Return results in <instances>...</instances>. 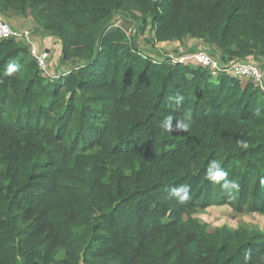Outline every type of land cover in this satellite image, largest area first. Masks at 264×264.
<instances>
[{
	"label": "trees",
	"instance_id": "trees-1",
	"mask_svg": "<svg viewBox=\"0 0 264 264\" xmlns=\"http://www.w3.org/2000/svg\"><path fill=\"white\" fill-rule=\"evenodd\" d=\"M0 15L33 16L69 65L47 75L25 41L0 38V264H264L263 229L195 216L264 217V89L156 48L197 39L222 64L263 66L264 0H0ZM186 112L187 132L161 128ZM213 160L234 199L205 179ZM181 184L186 204L170 194Z\"/></svg>",
	"mask_w": 264,
	"mask_h": 264
},
{
	"label": "rangeland",
	"instance_id": "rangeland-1",
	"mask_svg": "<svg viewBox=\"0 0 264 264\" xmlns=\"http://www.w3.org/2000/svg\"><path fill=\"white\" fill-rule=\"evenodd\" d=\"M7 19L14 27L17 29H29L32 34V40L37 45L38 49L41 51L47 50L49 54V59L47 63L46 71H44L47 75L57 76L60 75L66 68L69 67L68 64H61V50H62V43L61 40L58 38H54L51 36H45L43 30L40 28L39 24L33 18V16H20L14 18H7ZM116 24H120L124 26L130 34L134 33V25L129 21L122 19L120 16H117L115 19ZM151 33L149 29L147 32L142 35L138 40V45L146 50H151L152 48V39ZM46 42V43H45ZM50 44V48L47 47V44ZM179 43L175 42H163L158 43L156 48L159 52L165 53L170 52L173 55H176L178 50H184L183 46L185 47H197V50H206L209 52L208 47H206L201 41L197 39L186 40L184 45L181 47ZM177 50V51H175ZM152 55V53H149ZM191 54V53H187ZM184 54V55H187ZM251 61L256 62L255 60L251 59ZM259 64V63H258ZM246 80V79H245ZM202 222L209 223L211 229H214L216 226L219 225H230L231 227H238L240 225H245L250 229L253 228H260L264 230V217L256 214V213H246V214H237L235 213L230 207L228 206H212L206 210H201L195 214Z\"/></svg>",
	"mask_w": 264,
	"mask_h": 264
},
{
	"label": "built area",
	"instance_id": "built-area-1",
	"mask_svg": "<svg viewBox=\"0 0 264 264\" xmlns=\"http://www.w3.org/2000/svg\"><path fill=\"white\" fill-rule=\"evenodd\" d=\"M0 38L23 40L30 45L31 53L37 58L43 71H46L49 54L47 50L41 51L32 40V34L29 29H17L7 19L0 18ZM173 61L177 62H194L198 65L209 67L215 72H228L233 76L243 79H253L257 85L264 89V65L247 60L241 62H232L222 64L218 58L206 50H198L195 53L176 56L171 55Z\"/></svg>",
	"mask_w": 264,
	"mask_h": 264
},
{
	"label": "clouds",
	"instance_id": "clouds-1",
	"mask_svg": "<svg viewBox=\"0 0 264 264\" xmlns=\"http://www.w3.org/2000/svg\"><path fill=\"white\" fill-rule=\"evenodd\" d=\"M19 65H10L8 68V74L17 71ZM175 102L180 104L183 101V96L174 97ZM261 109L256 108L253 110V116L257 119H264L261 116ZM193 123L192 114L186 112L183 119L174 120V118L169 115L165 117L161 122L160 126L165 132H187ZM239 146L242 149H247L248 144L241 140ZM228 172L222 167L221 163L213 160L209 162V165L205 171V179L212 182L213 184L220 185L223 188L229 199H234L236 193L239 191L240 185L234 180H229ZM170 194L176 198L178 204H186L191 199L190 186L181 184L179 186L172 187L170 189Z\"/></svg>",
	"mask_w": 264,
	"mask_h": 264
},
{
	"label": "crops",
	"instance_id": "crops-1",
	"mask_svg": "<svg viewBox=\"0 0 264 264\" xmlns=\"http://www.w3.org/2000/svg\"><path fill=\"white\" fill-rule=\"evenodd\" d=\"M46 37H47V36H46ZM51 38H52V37H51ZM45 43H46V42H45ZM47 47L50 48V44H49V42H48V44H47Z\"/></svg>",
	"mask_w": 264,
	"mask_h": 264
}]
</instances>
